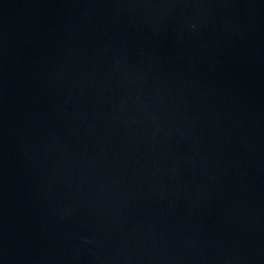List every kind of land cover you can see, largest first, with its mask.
<instances>
[{
	"label": "water",
	"instance_id": "obj_1",
	"mask_svg": "<svg viewBox=\"0 0 264 264\" xmlns=\"http://www.w3.org/2000/svg\"><path fill=\"white\" fill-rule=\"evenodd\" d=\"M0 264H264V0H0Z\"/></svg>",
	"mask_w": 264,
	"mask_h": 264
}]
</instances>
